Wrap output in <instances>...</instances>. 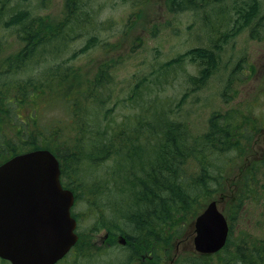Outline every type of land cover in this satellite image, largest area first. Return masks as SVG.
Masks as SVG:
<instances>
[{
  "label": "trees",
  "instance_id": "1",
  "mask_svg": "<svg viewBox=\"0 0 264 264\" xmlns=\"http://www.w3.org/2000/svg\"><path fill=\"white\" fill-rule=\"evenodd\" d=\"M11 1L0 0V19L9 12L4 25L16 26L23 44L13 50L0 39V164L16 154L48 150L58 160L62 186L78 198L74 185L81 182L88 169L82 167L84 163L97 169L110 161V176L95 180L94 193L97 188L99 194L95 197L105 207L104 216L121 218L125 229L106 222L107 227L126 235L125 245L133 244L138 250L147 246L145 256L153 262L159 250L168 248L181 235L186 220L192 221L210 197L224 193L218 188L223 186L226 191L224 181L232 176L228 175L229 165L244 162L263 120L254 114L252 106L245 110L231 106L211 113L205 130L193 132L186 123L169 119L167 110L149 101L141 107L138 123L112 125L113 121L108 120L111 110L104 109L112 92L109 63L101 62L92 75L81 80L77 76L81 70L74 66L43 63L60 51L70 37L69 31L82 33L95 23L87 2L67 0L61 22L50 24L44 16H33L28 10L10 12ZM190 2L184 6V0H167V6H193V0ZM230 11L233 14L229 15ZM217 14L213 18L211 14L205 16L213 46L192 49L165 62L160 82L170 81L168 71L181 68L183 58L189 57L199 67L197 75L190 77V84L204 85L216 66L219 43L252 24L257 6L245 3L232 10L224 7ZM260 26H264V16L252 25V35L258 37ZM105 47L102 49L108 50ZM232 83L231 75L222 97H227ZM48 99L49 104L57 101L65 110L60 117L43 122L38 104ZM242 168L233 182V195L227 200L232 215L227 219L226 244L214 255H223L222 264H264V235L249 238L244 234L235 242L231 235V221L251 207L259 210V222L264 227V153L250 157ZM72 215L79 222V216ZM93 216L100 217L96 212ZM81 237L72 251L81 248ZM206 260L207 264L211 262Z\"/></svg>",
  "mask_w": 264,
  "mask_h": 264
},
{
  "label": "rangeland",
  "instance_id": "2",
  "mask_svg": "<svg viewBox=\"0 0 264 264\" xmlns=\"http://www.w3.org/2000/svg\"><path fill=\"white\" fill-rule=\"evenodd\" d=\"M85 1L95 16V23H90L82 33L69 31L70 37L61 45L60 51L50 54L52 58L43 63L45 66H74V69L81 70L77 75L80 80L92 75L101 62L109 63V72L113 77L109 88H112V92L108 94L104 109L111 110L108 120L113 121L112 125L126 121L138 123L137 117H142L141 107H146L149 101V104L167 110L169 119L186 123L193 132L205 130L211 113L224 111L231 106L241 110L252 106L254 114L264 122V89L261 88L264 87V26L258 28V37L252 35V25L257 18L264 16V0H224L219 3L214 0H199L197 3L193 0L194 5H188L190 7L184 6L190 4L191 0H184L183 7L175 6L171 9L167 6V0ZM66 2L67 0H12L8 8L10 12L16 9L28 10L31 15L44 16L53 24L61 22ZM245 3L257 6V17L252 24L241 28L225 43H219L216 66L204 85L194 87L190 84V77L197 75L199 67L189 57L183 58L181 68L168 71L170 81L160 82L165 62L184 55L189 50L213 46L205 25L207 14H211L213 18L220 8L232 10V7L239 8ZM8 13H4L0 19V39L4 46L15 50L23 41L18 39L16 26L4 25ZM231 14L233 12L230 11L229 15ZM92 37L95 42L87 45ZM105 44L108 45L105 47ZM111 44L116 45L111 47ZM83 47L87 49L82 51ZM104 47L108 50H103ZM54 56L57 57L53 58ZM231 75L233 83L224 101L222 95ZM38 109L42 113L43 122L60 117L65 110L57 101L49 104V99L41 101ZM263 151L264 123L259 132L255 133L254 143L243 159L244 162L233 161L229 165L228 175L232 176L224 181L226 191L223 186L218 188L224 193L210 197L200 212L210 201H216L218 208L228 219L232 215V209L227 200L233 195V182L243 170L242 165L250 157L261 156ZM84 166L88 169L82 174V183L74 185L78 189V198H75L72 208V212L80 218L76 232L82 235L79 236L81 248L72 251L58 264H207L206 259L211 261L209 264H222L223 255L209 257L194 251L192 238L195 218L192 221L186 220L187 225L181 235L168 248L159 250L153 262L145 256L147 246L142 245L144 248L138 250L133 244L120 245L119 237L127 239V236L118 233L119 230L114 231L112 227L109 229L107 223H115L125 229L121 218L104 216L105 207L102 202H97L95 194L99 192L95 188L94 193L93 186L98 177L110 176L111 162L105 161L97 169L90 168L85 163L82 167ZM93 212L100 217L93 216ZM231 226L234 242L244 234L249 238L264 235V227L259 222V210L255 207H251L246 214L237 215L231 221ZM106 234H109L108 238ZM0 264L6 263L0 261Z\"/></svg>",
  "mask_w": 264,
  "mask_h": 264
},
{
  "label": "water",
  "instance_id": "3",
  "mask_svg": "<svg viewBox=\"0 0 264 264\" xmlns=\"http://www.w3.org/2000/svg\"><path fill=\"white\" fill-rule=\"evenodd\" d=\"M48 150L15 155L0 164V258L10 264H56L75 244L70 190L59 180ZM194 251L210 255L224 247L228 224L216 201L193 223ZM124 243V239L120 240Z\"/></svg>",
  "mask_w": 264,
  "mask_h": 264
},
{
  "label": "flooded vegetation",
  "instance_id": "4",
  "mask_svg": "<svg viewBox=\"0 0 264 264\" xmlns=\"http://www.w3.org/2000/svg\"><path fill=\"white\" fill-rule=\"evenodd\" d=\"M107 236H106V238H108V236H109V234H106ZM119 240V239H118Z\"/></svg>",
  "mask_w": 264,
  "mask_h": 264
}]
</instances>
